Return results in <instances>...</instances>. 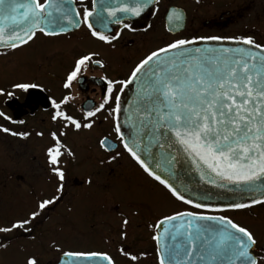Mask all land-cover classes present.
Returning <instances> with one entry per match:
<instances>
[{"label":"snow or ice","instance_id":"1","mask_svg":"<svg viewBox=\"0 0 264 264\" xmlns=\"http://www.w3.org/2000/svg\"><path fill=\"white\" fill-rule=\"evenodd\" d=\"M153 3L154 0H137L131 6L122 5L118 11L139 16ZM94 11L95 0L92 10L88 7L82 10L83 24L93 38L111 44L119 33L108 36L95 30L89 22ZM116 14V9H109V16L116 17ZM80 16L81 12L71 6L65 8L63 0H0V56H8L27 47L38 36L54 38L66 34L69 28L64 22L79 28ZM175 18L180 19V14L177 13ZM115 22L121 23V20ZM123 27L131 28V25L124 23ZM223 39L264 49V45L256 43L252 36L178 38L150 51L131 69L126 79H108L103 101L94 110L83 112L80 118L62 110L68 96L59 101L51 100V120L60 121L61 127L48 133L52 143L46 148V155L50 172L59 182L56 187L58 194L50 198L38 197L33 210L0 226V233L7 236L22 231L34 238L35 222L63 198L65 171L60 167L61 158L65 154L75 158L63 138L68 136L69 130H90L97 114L105 110L113 99L114 90L119 87L123 91L133 82L137 83L138 89L131 143L122 133L119 122L122 107L119 92H115L114 106L107 110L124 150L149 178L163 186L174 199L198 210L224 212L264 205V55L244 47H186L197 41ZM169 52L172 54L167 55ZM95 55L86 52L74 59L63 81L65 89L71 86L82 66L88 62L104 67L101 60L93 61ZM38 87L41 85L33 82L11 84L12 89L19 90ZM13 94L0 87V95L12 97ZM0 118L16 123L4 112H0ZM0 132L19 138L29 136L27 131H14L3 125H0ZM36 135L43 136V133L37 132ZM106 143V138L99 140L101 148ZM181 151L196 165L202 178L207 177L208 183L218 188H227L229 184L246 185L249 192L260 195H253L247 201L216 206L187 198L160 174L175 165ZM119 155L117 152L109 159ZM149 159L154 167L148 163ZM122 223L126 226L129 221L125 218ZM149 227L155 229L151 238L156 242L158 264H264V246H258L254 232L248 225L235 222L228 216L210 215L205 211H177L158 218ZM125 235L126 228L121 231V236ZM161 238L165 240L163 249ZM8 243L0 242V249H6ZM52 247L59 250L55 241ZM120 252L133 264L146 255L143 252L131 253L124 248ZM63 256L100 258L107 264H114L107 252L72 251L63 252ZM24 264H39L38 255H26Z\"/></svg>","mask_w":264,"mask_h":264},{"label":"flooded vegetation","instance_id":"2","mask_svg":"<svg viewBox=\"0 0 264 264\" xmlns=\"http://www.w3.org/2000/svg\"><path fill=\"white\" fill-rule=\"evenodd\" d=\"M72 1L76 11L81 12L79 28L54 38L38 36L27 47L0 56V87L14 93L12 97L0 95V112L16 121L10 123L0 118V125L29 132L26 138L0 132V204L1 191L6 199L14 191L15 201L23 206L30 204L31 210L35 208L30 203L32 200L37 202L38 197L58 194L59 182L50 172L46 155V148L52 143L48 133L61 127L60 121L51 120V100L59 101L68 96L62 110L80 118L83 112L94 110L103 101L108 79H126L150 51L174 39L252 36L256 43L264 45V0H154L138 17L120 19L121 23L115 22L117 17L109 16V9L117 10L118 0H95V11L89 22L105 35L119 33L111 44L93 38L83 24L82 10L84 7L92 10L93 0ZM122 1L121 4L127 2ZM177 13L180 19L175 18ZM124 23L131 28H124ZM86 52L96 53L93 61L101 60L104 67L88 62L65 89L66 73L71 70L74 59ZM13 82L39 83L41 87L12 89ZM115 92L122 97L124 91L119 87L114 90L113 99L97 114L90 130H69L68 136L63 138L75 158L66 154L61 158L60 167L65 171L63 198L42 214L32 230V237L39 238L41 243L33 246L41 264H57L63 252H70L64 251L69 246L70 234L74 237L111 236L110 240H104L109 252H120L121 248L135 254L143 252L146 255L140 257L137 264H158L155 241L151 238L155 229L149 225L173 212L196 211L189 205L171 212L161 208L163 204L156 196H163L166 190L132 160L115 132L107 110L114 106ZM37 132H42L43 136H37ZM105 138L107 143L101 148L99 140ZM117 152L119 156L109 159ZM96 191L101 195L95 197ZM79 196L84 199L80 203L88 206L87 209L73 203ZM85 199L94 201L86 204ZM22 210L19 209L18 218ZM227 212L232 215L211 211L206 214L228 216L241 224L246 222L258 246H264V205ZM125 218L129 221L126 226L122 223ZM125 228L126 235L121 236ZM19 233L28 236L22 231ZM53 236L60 237L63 252L46 245L51 244L47 237ZM117 264L133 262L122 257Z\"/></svg>","mask_w":264,"mask_h":264},{"label":"water","instance_id":"3","mask_svg":"<svg viewBox=\"0 0 264 264\" xmlns=\"http://www.w3.org/2000/svg\"><path fill=\"white\" fill-rule=\"evenodd\" d=\"M23 2V0H19ZM137 0H127L125 4L134 5ZM142 2V0H140ZM65 8L71 6L75 8L71 0H63ZM122 0H118L117 7V19L122 18H135L137 16H132L128 13H123L118 11L119 8L124 5ZM121 4V6H120ZM146 9V8H145ZM144 9V10H145ZM143 12V11H142ZM141 12V13H142ZM73 17L75 15L73 13ZM79 20V18H78ZM65 26L69 28V31L76 29L75 26L68 25L64 22ZM10 24V22H9ZM168 26V24H167ZM186 47H200V48H251L252 51L257 52L258 55H264V49H255L252 46L244 45L242 42L237 40L223 39L219 41H197L194 45H188ZM169 52L167 55H171ZM138 85L133 82L129 86L124 88V94L121 98V113L119 116V122L121 124V130L125 138L131 143V134L133 132L132 122L136 118V93ZM148 163L153 164L152 160H148ZM163 163V161H161ZM154 167V164H153ZM158 172L160 170H157ZM162 177L168 179L174 186H176L180 191H182L187 198L193 199L196 202L207 203L213 206L223 205L232 201H247V199L253 195L259 196V193H251L247 190L246 185H233L229 184L227 188H218L213 184L207 182V177L202 178L201 172L197 169L190 158H188L181 151L180 155L177 157V162L174 166L170 167L168 171L160 172ZM259 183V182H258ZM231 189V191L229 190ZM209 224H214L215 222H207ZM171 242L170 240L168 241ZM165 244L164 238H161V249H163ZM57 264H107L106 260H101L100 258H76L71 256L61 255Z\"/></svg>","mask_w":264,"mask_h":264},{"label":"rangeland","instance_id":"4","mask_svg":"<svg viewBox=\"0 0 264 264\" xmlns=\"http://www.w3.org/2000/svg\"><path fill=\"white\" fill-rule=\"evenodd\" d=\"M101 195L98 191H96L95 197ZM15 194L14 191L10 198L6 199L5 196H3V193L1 191V204H0V212H1V226L5 225L7 222L15 220L18 218V212L19 209L22 208L21 217L25 216V214L31 210V205H20L18 201H15L14 198ZM163 205H161V208H163L164 211L167 210V212H171L174 210L181 209L185 206L183 202L177 201L174 198H172L168 193L164 194L163 196H156ZM84 199L82 196H79L77 199L73 201V203H80ZM94 200H87L85 199V203L89 204L92 203ZM30 203L34 204L36 206V202L32 200ZM77 205V204H76ZM81 206H83L85 209H87L88 206H85L83 203H80ZM164 206V207H162ZM160 207L158 209L162 210ZM61 212L59 211V214ZM227 215L231 216V212H225ZM234 220V219H233ZM236 221V220H235ZM237 222V221H236ZM239 222V221H238ZM242 224L246 225V222H242ZM111 236H79L74 237L72 234L69 236V246L64 249V251H105L108 254L111 255V257L114 259L115 263L122 260V257L127 258L126 256L122 255L118 251L109 252V250L106 248L104 240L108 239L110 240ZM47 239H50L51 244L46 245H52V242L55 241L58 245V249L55 248L59 253L63 252L62 245L60 243V237L53 236L47 237ZM10 240V243L8 241ZM1 242L8 243V247L6 249H1L0 254V264H24V259L26 255L35 253V250L33 249V246H38L41 244L39 242V238H30L26 235H21L19 232L9 233L7 236L5 234L1 233ZM39 250V248H37ZM36 254V253H35ZM39 264H41L39 262Z\"/></svg>","mask_w":264,"mask_h":264}]
</instances>
